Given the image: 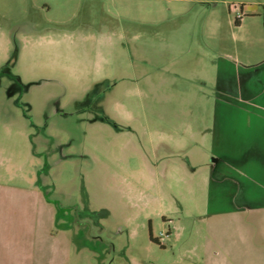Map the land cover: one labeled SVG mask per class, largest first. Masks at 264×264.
I'll use <instances>...</instances> for the list:
<instances>
[{
  "label": "rangeland",
  "instance_id": "374dc122",
  "mask_svg": "<svg viewBox=\"0 0 264 264\" xmlns=\"http://www.w3.org/2000/svg\"><path fill=\"white\" fill-rule=\"evenodd\" d=\"M228 54L264 0H0V218L58 221L66 264H264V214L204 192Z\"/></svg>",
  "mask_w": 264,
  "mask_h": 264
},
{
  "label": "crops",
  "instance_id": "0c3cea01",
  "mask_svg": "<svg viewBox=\"0 0 264 264\" xmlns=\"http://www.w3.org/2000/svg\"><path fill=\"white\" fill-rule=\"evenodd\" d=\"M241 11L238 26L248 21ZM243 60L218 58L212 116L201 127L213 157L204 180L208 211L234 220L264 214V55ZM57 222L0 218V264L68 263Z\"/></svg>",
  "mask_w": 264,
  "mask_h": 264
},
{
  "label": "flooded vegetation",
  "instance_id": "af4514ba",
  "mask_svg": "<svg viewBox=\"0 0 264 264\" xmlns=\"http://www.w3.org/2000/svg\"><path fill=\"white\" fill-rule=\"evenodd\" d=\"M43 191H44V193H45V194H44V195H45V197H46V198H47V200L50 202L51 200L49 199V197H48V195H47L48 193H47L46 189H45V190L43 189ZM52 203H54V202H52ZM54 204H55V203H54ZM60 208H61V207H60ZM60 208H58V211H57V213H58V212H60Z\"/></svg>",
  "mask_w": 264,
  "mask_h": 264
},
{
  "label": "built area",
  "instance_id": "2783aa9c",
  "mask_svg": "<svg viewBox=\"0 0 264 264\" xmlns=\"http://www.w3.org/2000/svg\"><path fill=\"white\" fill-rule=\"evenodd\" d=\"M239 16H242V11H241V13L239 14Z\"/></svg>",
  "mask_w": 264,
  "mask_h": 264
},
{
  "label": "trees",
  "instance_id": "16d2710c",
  "mask_svg": "<svg viewBox=\"0 0 264 264\" xmlns=\"http://www.w3.org/2000/svg\"><path fill=\"white\" fill-rule=\"evenodd\" d=\"M236 22H238V20H236Z\"/></svg>",
  "mask_w": 264,
  "mask_h": 264
}]
</instances>
